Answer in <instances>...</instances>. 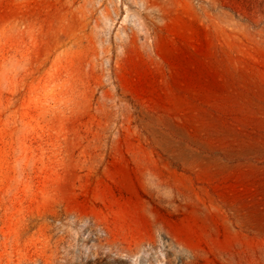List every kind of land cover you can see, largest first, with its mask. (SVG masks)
I'll use <instances>...</instances> for the list:
<instances>
[{"label":"rangeland","instance_id":"374dc122","mask_svg":"<svg viewBox=\"0 0 264 264\" xmlns=\"http://www.w3.org/2000/svg\"><path fill=\"white\" fill-rule=\"evenodd\" d=\"M0 264H264V0H0Z\"/></svg>","mask_w":264,"mask_h":264}]
</instances>
